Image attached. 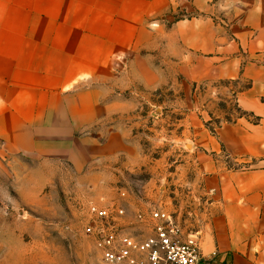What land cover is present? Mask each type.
Masks as SVG:
<instances>
[{"label": "rangeland", "instance_id": "1", "mask_svg": "<svg viewBox=\"0 0 264 264\" xmlns=\"http://www.w3.org/2000/svg\"><path fill=\"white\" fill-rule=\"evenodd\" d=\"M205 2L179 0L151 22L159 30L157 48L114 60L113 75L93 84V92L65 93L68 114L100 115L81 124L72 140L40 139L35 153L0 145V264H100L84 231L91 203L123 208L133 235L141 231L137 212L160 204L184 232L201 237L212 217L211 194L198 173L199 133L215 135L243 112L235 102L241 85L201 78L215 71L213 53L199 54L178 35V25L203 19L231 39L228 7L207 0L201 10ZM91 100H98V111L86 106ZM24 146L32 150L30 141ZM221 160L228 169L247 167Z\"/></svg>", "mask_w": 264, "mask_h": 264}, {"label": "crops", "instance_id": "2", "mask_svg": "<svg viewBox=\"0 0 264 264\" xmlns=\"http://www.w3.org/2000/svg\"><path fill=\"white\" fill-rule=\"evenodd\" d=\"M178 1L0 0V145L35 153L40 139L72 140L81 124L97 122L99 114H68L65 93L93 92L113 75L114 60L157 48L151 22ZM219 1L228 7L230 40L203 19L177 32L184 46L213 53L215 71L200 77L241 85L237 107L257 122L242 117L215 135L199 133L198 173L212 217L200 237L201 264H264V0ZM85 103L100 109L98 100ZM223 155L247 167L228 169Z\"/></svg>", "mask_w": 264, "mask_h": 264}, {"label": "built area", "instance_id": "3", "mask_svg": "<svg viewBox=\"0 0 264 264\" xmlns=\"http://www.w3.org/2000/svg\"><path fill=\"white\" fill-rule=\"evenodd\" d=\"M119 197L126 198L120 191ZM85 234L93 239L100 264H201L198 233L184 232L173 215L160 204L135 215L140 234L125 228V210L117 205L100 207L91 203Z\"/></svg>", "mask_w": 264, "mask_h": 264}, {"label": "trees", "instance_id": "4", "mask_svg": "<svg viewBox=\"0 0 264 264\" xmlns=\"http://www.w3.org/2000/svg\"><path fill=\"white\" fill-rule=\"evenodd\" d=\"M239 110V109H238ZM240 112V111H239ZM241 117H251V115L250 114H247V113H245V112H240V115H239V118H241ZM213 134H214V132L213 131H211Z\"/></svg>", "mask_w": 264, "mask_h": 264}]
</instances>
